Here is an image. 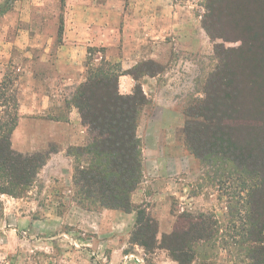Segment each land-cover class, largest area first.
<instances>
[{
	"label": "rangeland",
	"instance_id": "rangeland-1",
	"mask_svg": "<svg viewBox=\"0 0 264 264\" xmlns=\"http://www.w3.org/2000/svg\"><path fill=\"white\" fill-rule=\"evenodd\" d=\"M77 1L0 0V82L10 80L18 99L21 71L26 65L32 66L38 89L45 90L51 99L49 116L61 121L68 119L72 108L78 113L72 101L82 82L56 75L53 68L57 51L65 43L62 34L69 19V5ZM170 1L182 6L175 8L177 21L172 36L189 34L193 40L191 47L182 44L181 54L170 59L177 67L168 74L171 78L168 93L179 120L173 115L176 122L170 130L174 134L161 136L158 131L166 129L169 117L163 116L160 109L148 107V118L141 128L144 144L150 147L156 135L160 145L158 152L145 153L148 182L142 177L131 195L132 204L156 221L158 240L175 226L182 231L188 221L201 223L208 238H201L186 248L194 256L191 264H264V231L261 233L249 221L248 189L255 185L256 179L245 177L226 160L197 158L190 151L184 129L190 126L191 135L202 121L198 117L199 107L207 98L217 97L216 93L219 98L223 97V87L222 91L213 89L215 83L221 85L226 80L221 62L226 52L241 48L243 43L233 34L229 19H216L212 22L214 27L211 26L209 6L213 0ZM189 12L191 25L183 19ZM205 24L216 30V36H209ZM71 42H74L72 38ZM87 49L82 62L84 74L87 68H111L104 63L106 58L101 48ZM229 55L234 61L232 71H238L239 65L235 64L241 57ZM112 69L118 70L117 65ZM160 70L157 64L145 62L137 66L135 75ZM217 70H220L219 78L211 83ZM7 113L12 117L15 114L11 104L0 107V119ZM210 131V128L205 129L202 139L194 140V145H204ZM172 142L175 145L169 146ZM161 144L167 146L164 152ZM75 147L79 146L67 147L61 152L57 146L50 145L48 150L39 152H49V157L61 152L54 161H62L63 168H46L41 177L37 174L32 184L21 191L0 180V264H103L105 258H110L113 247L119 244L123 252L141 255L142 264H178L163 249L137 252L130 243L134 224L131 218L102 216L103 209H96L87 202L81 205L78 188L72 182L75 165L81 164V149ZM248 230H252L250 237Z\"/></svg>",
	"mask_w": 264,
	"mask_h": 264
},
{
	"label": "trees",
	"instance_id": "trees-1",
	"mask_svg": "<svg viewBox=\"0 0 264 264\" xmlns=\"http://www.w3.org/2000/svg\"><path fill=\"white\" fill-rule=\"evenodd\" d=\"M212 1V0H211ZM220 3V5H219ZM209 20L229 19L233 34L243 46L226 52L221 62L226 80L222 86L213 85L214 91H222L223 97L207 98L199 107L201 122L190 135L185 127L190 151L204 160L223 159L231 163L247 177L256 179L249 192L252 227L264 231V0H213L209 6ZM247 19V20H246ZM245 22V23H244ZM205 24L212 37L216 30ZM61 32V31H60ZM220 33V32H218ZM243 48V49H242ZM92 48H89V50ZM230 53L238 54V71L233 72L234 61ZM110 69L87 68L86 79L73 97L81 123L87 128L90 143L81 149V164L75 165L72 182L79 191L81 205L89 203L96 209L134 212L130 243L144 252L165 250L178 264H191L194 256L186 248L201 238H208L199 222L188 221L181 231L178 227L157 238L156 221L145 216L146 211L134 207L131 195L142 180L141 144L137 137V119L147 100L137 85L131 95L118 92L117 81L121 73L118 64ZM118 70L112 69V66ZM220 70L212 75L211 83L219 78ZM222 93V92H221ZM220 93V94H221ZM12 105L15 114L7 113L0 119V180L7 185L29 187L39 170L45 165L49 152L23 155L11 148V135L18 121V99L10 80L0 82V107ZM71 104V105H72ZM188 125V124H187ZM210 134L202 146L203 131ZM7 193V191H3ZM252 215V216H251ZM255 222V224L253 223ZM248 230V237H250ZM253 242V241H252Z\"/></svg>",
	"mask_w": 264,
	"mask_h": 264
},
{
	"label": "crops",
	"instance_id": "crops-1",
	"mask_svg": "<svg viewBox=\"0 0 264 264\" xmlns=\"http://www.w3.org/2000/svg\"><path fill=\"white\" fill-rule=\"evenodd\" d=\"M175 8H182V6L170 0H107L103 3L78 0L69 5V19L66 21L62 34L65 43L58 49L53 63L56 75L69 76L73 82H83L86 79V72L83 73L82 62L87 48H101L105 58L120 67L121 73L117 81L119 94L131 95L137 85L140 87L146 100L149 101L141 108L136 129L141 143L142 175L145 182H148L145 173L148 159L145 153L158 152V145H160L156 135H153L154 142L150 144V147L144 144V134L141 128L144 127L148 118L146 115L148 107L153 106L154 110L160 109L163 111V116L169 117L170 123L165 125L164 131L161 128L158 131L159 134L166 137L174 134L170 129L173 128L175 120H179V115L175 113V103L171 94L168 93L171 88V78L168 74L171 71L174 72L177 65L170 59H173L175 54H181L182 44L191 47L193 42L189 34L178 33L172 36L175 34L173 28L177 21ZM183 19L188 25L192 24L190 12ZM170 37L172 38L169 39ZM71 38L74 42H71ZM44 58L45 56L43 60ZM145 62L157 64L161 70L152 74L142 72L135 75L137 66ZM18 103L19 123L11 135V148L14 151L39 153L48 150L50 145H55L62 152L67 147H85L90 143L88 130L81 123L79 114L74 108L69 110V117L64 121L49 116L52 112L51 99L45 90L38 89V81L30 65L24 66L19 77ZM173 115L177 116L175 120H173ZM167 126L170 128L167 129ZM171 145L175 144L172 142L169 146ZM160 147L163 152L167 150L164 144ZM61 152L57 155L51 154L39 170V177L46 171V168L54 170L63 168L62 161H54ZM67 168H69L68 165ZM101 214L107 217L120 215L125 219L131 218L132 222L134 220V215L131 213L103 209ZM133 247L137 252L142 250L136 245ZM109 257V259H104L103 264H114L115 262L142 264L141 255L133 251L123 252V246L120 244L113 247Z\"/></svg>",
	"mask_w": 264,
	"mask_h": 264
}]
</instances>
